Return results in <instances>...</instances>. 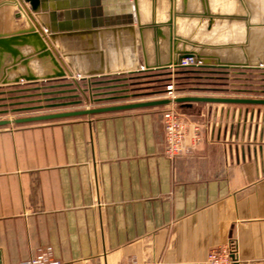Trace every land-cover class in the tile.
I'll return each mask as SVG.
<instances>
[{"label":"crops","instance_id":"0c3cea01","mask_svg":"<svg viewBox=\"0 0 264 264\" xmlns=\"http://www.w3.org/2000/svg\"><path fill=\"white\" fill-rule=\"evenodd\" d=\"M74 2V29L114 5ZM160 74L109 76L117 80L105 90L124 95ZM167 106L0 126V264L47 247L65 264H208L209 251L226 246L233 264H264V108L192 110L200 140L169 159Z\"/></svg>","mask_w":264,"mask_h":264},{"label":"water","instance_id":"95a60500","mask_svg":"<svg viewBox=\"0 0 264 264\" xmlns=\"http://www.w3.org/2000/svg\"><path fill=\"white\" fill-rule=\"evenodd\" d=\"M111 1L113 8L93 9L86 27L74 29L67 21L74 0H0V101L45 96L2 103L0 107L35 105L3 108L0 114L117 99L123 95L105 90L114 86L105 82L117 80L109 76L177 70L184 68V58L205 72L264 69V0ZM101 2L106 0H96ZM83 12L89 16L87 9ZM103 14L113 19L103 21ZM193 103L264 105V98L165 97L0 118V126Z\"/></svg>","mask_w":264,"mask_h":264},{"label":"rangeland","instance_id":"374dc122","mask_svg":"<svg viewBox=\"0 0 264 264\" xmlns=\"http://www.w3.org/2000/svg\"><path fill=\"white\" fill-rule=\"evenodd\" d=\"M234 71L236 72H205L204 69L198 67H184L177 70L169 69L158 72L163 74L147 78V80H140L139 83L131 84L129 90L122 93L124 94L123 96L113 99V101L127 102L189 95L264 98V69H236ZM148 79H150V81ZM169 86L170 89L168 88ZM217 104L193 103L192 109L190 110H184V107H180L178 104H169V106H173L181 115L185 116L190 121L197 122L200 120V116L195 114V111L198 109V112L210 111L211 108L216 107ZM230 105L242 107L243 109L246 108L248 110L251 108H264V105L257 104ZM5 108L10 109L12 107L7 106ZM0 109H3V107ZM60 110H62V108L7 112L0 114V118H13ZM192 110H194L193 113Z\"/></svg>","mask_w":264,"mask_h":264},{"label":"built area","instance_id":"2783aa9c","mask_svg":"<svg viewBox=\"0 0 264 264\" xmlns=\"http://www.w3.org/2000/svg\"><path fill=\"white\" fill-rule=\"evenodd\" d=\"M192 60L184 58L183 67H190ZM170 89V86L168 87ZM173 98V97H171ZM171 105V104H170ZM169 106V105H168ZM164 129L163 154L173 159L183 152L193 149L200 140L202 126L181 115L173 106L162 112ZM206 261L208 264H233L234 259L229 247L213 248L209 251ZM18 264H65L56 259L49 247L40 249L35 255L20 261Z\"/></svg>","mask_w":264,"mask_h":264},{"label":"flooded vegetation","instance_id":"af4514ba","mask_svg":"<svg viewBox=\"0 0 264 264\" xmlns=\"http://www.w3.org/2000/svg\"><path fill=\"white\" fill-rule=\"evenodd\" d=\"M163 72V71H162ZM158 73V72H157ZM45 96H35V97H28V98H21V99H13V100H4V101H0V104H2V103H8V102H15V101H20V100H26V99H29V100H31V99H39V98H44ZM35 105L34 103H26V104H21V105H16V106H8V107H20V106H27V105ZM5 107H7V106H5ZM5 107H3V108H5ZM1 108V107H0Z\"/></svg>","mask_w":264,"mask_h":264}]
</instances>
